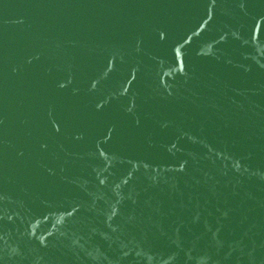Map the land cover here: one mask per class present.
I'll use <instances>...</instances> for the list:
<instances>
[{
	"label": "water",
	"instance_id": "95a60500",
	"mask_svg": "<svg viewBox=\"0 0 264 264\" xmlns=\"http://www.w3.org/2000/svg\"><path fill=\"white\" fill-rule=\"evenodd\" d=\"M0 264H264V0H0Z\"/></svg>",
	"mask_w": 264,
	"mask_h": 264
}]
</instances>
